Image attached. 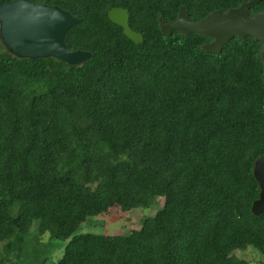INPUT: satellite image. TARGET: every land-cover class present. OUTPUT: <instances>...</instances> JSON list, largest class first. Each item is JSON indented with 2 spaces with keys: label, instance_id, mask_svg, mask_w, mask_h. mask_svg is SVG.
Instances as JSON below:
<instances>
[{
  "label": "trees",
  "instance_id": "16d2710c",
  "mask_svg": "<svg viewBox=\"0 0 264 264\" xmlns=\"http://www.w3.org/2000/svg\"><path fill=\"white\" fill-rule=\"evenodd\" d=\"M13 0H0V6ZM78 19L70 51L92 58L16 59L0 42V264L37 237L68 242L56 264H264V212L253 176L264 155L262 45L165 37L183 7L192 22L252 0H27ZM129 15L134 45L108 13ZM264 12V0L250 16ZM163 206L126 236L76 234L89 217ZM35 227V228H34ZM44 264V263H39Z\"/></svg>",
  "mask_w": 264,
  "mask_h": 264
},
{
  "label": "water",
  "instance_id": "95a60500",
  "mask_svg": "<svg viewBox=\"0 0 264 264\" xmlns=\"http://www.w3.org/2000/svg\"><path fill=\"white\" fill-rule=\"evenodd\" d=\"M252 0L226 13L215 11L199 22H192L185 9H179L175 23L167 25L159 17V30L165 37L173 31L183 36L201 35L212 42L201 47L210 54L218 55L231 39L253 38L262 45L260 59L264 69V12L250 16ZM109 21L122 28L124 36L134 45L143 43L141 34L129 27V15L124 9L115 8L108 13ZM79 23L78 19L55 6L35 5L27 0H13L0 6V42L5 51L16 59L35 61L53 58L70 66L89 61L88 52L70 51L66 48V33ZM253 176L259 185V198L251 208L254 215L264 212V155L253 166Z\"/></svg>",
  "mask_w": 264,
  "mask_h": 264
},
{
  "label": "rangeland",
  "instance_id": "374dc122",
  "mask_svg": "<svg viewBox=\"0 0 264 264\" xmlns=\"http://www.w3.org/2000/svg\"><path fill=\"white\" fill-rule=\"evenodd\" d=\"M162 206L163 198H156L150 207L135 208L126 213L112 208L105 215L89 217L76 231V234L126 236L132 230L139 229L143 220L153 217ZM26 242L27 245H24L20 258L11 257L6 261V264H56L68 243L50 239L48 233L37 237L35 229L32 230L31 236ZM1 252L2 245L0 244V255ZM234 256L239 261L246 260L249 264H258L262 260V256L253 249L246 252L237 251Z\"/></svg>",
  "mask_w": 264,
  "mask_h": 264
}]
</instances>
